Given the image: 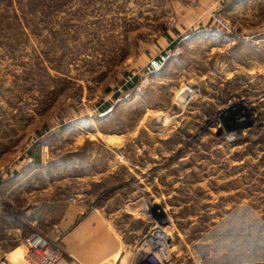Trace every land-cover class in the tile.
I'll return each mask as SVG.
<instances>
[{
	"label": "rangeland",
	"instance_id": "1",
	"mask_svg": "<svg viewBox=\"0 0 264 264\" xmlns=\"http://www.w3.org/2000/svg\"><path fill=\"white\" fill-rule=\"evenodd\" d=\"M159 228L170 264H264V0H0V264Z\"/></svg>",
	"mask_w": 264,
	"mask_h": 264
},
{
	"label": "built area",
	"instance_id": "2",
	"mask_svg": "<svg viewBox=\"0 0 264 264\" xmlns=\"http://www.w3.org/2000/svg\"><path fill=\"white\" fill-rule=\"evenodd\" d=\"M145 239L138 249L139 258L133 264H170L168 243ZM62 233L56 231L55 235L33 233L24 238L27 248L26 264H59L65 255L62 247ZM201 263L200 258L194 257Z\"/></svg>",
	"mask_w": 264,
	"mask_h": 264
},
{
	"label": "crops",
	"instance_id": "3",
	"mask_svg": "<svg viewBox=\"0 0 264 264\" xmlns=\"http://www.w3.org/2000/svg\"><path fill=\"white\" fill-rule=\"evenodd\" d=\"M78 208V207H77ZM81 208V207H80ZM70 210V209H69ZM69 210H66L65 212H64V214H63V223L64 224H67L68 222H70V218H69V216H70V214H69ZM62 223V224H63ZM74 244H75V249H78L77 248V246H76V242H74ZM73 249V248H72ZM74 250V249H73ZM75 251V250H74ZM67 256L69 257L70 255L69 254H67ZM59 264H79L78 262H76V261H70L68 258L66 259L65 257H63V259L61 260V262L59 263Z\"/></svg>",
	"mask_w": 264,
	"mask_h": 264
},
{
	"label": "bare ground",
	"instance_id": "4",
	"mask_svg": "<svg viewBox=\"0 0 264 264\" xmlns=\"http://www.w3.org/2000/svg\"><path fill=\"white\" fill-rule=\"evenodd\" d=\"M238 120H240V117H239ZM160 230H161L160 228L155 230V233H152L150 239L151 240H156V241L162 242V243H164V242L167 243L170 240L169 239V235L167 233H165V236L162 235V232Z\"/></svg>",
	"mask_w": 264,
	"mask_h": 264
},
{
	"label": "trees",
	"instance_id": "5",
	"mask_svg": "<svg viewBox=\"0 0 264 264\" xmlns=\"http://www.w3.org/2000/svg\"><path fill=\"white\" fill-rule=\"evenodd\" d=\"M172 44H173V43H172ZM157 60H158V59H157ZM133 79L136 81V84L140 81L139 78H138L137 76H133ZM133 87H134L133 84L128 83V86L125 85L124 90L127 91V90H129V89H131V88H133ZM118 95H119V93L116 94V95H114V97L116 98ZM107 108H108L107 105L104 106L103 108L101 107V109H100L101 113H104V112L107 110ZM35 160H36V161H39L40 158H39L38 156H36V157H35Z\"/></svg>",
	"mask_w": 264,
	"mask_h": 264
}]
</instances>
